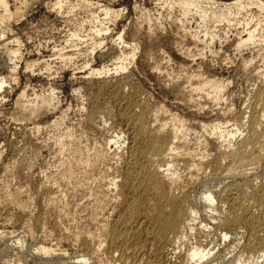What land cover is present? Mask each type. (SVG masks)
<instances>
[{
  "label": "rangeland",
  "instance_id": "obj_1",
  "mask_svg": "<svg viewBox=\"0 0 264 264\" xmlns=\"http://www.w3.org/2000/svg\"><path fill=\"white\" fill-rule=\"evenodd\" d=\"M13 1L8 0L12 11L19 5L17 1V3ZM54 1L56 0H27L29 8L26 16L10 23V28L21 42L19 59L7 60L0 52V77L8 78L7 84L0 91V264H145V262L147 264L148 255L142 251L140 253L136 248L131 250L132 256L126 258L127 262L118 255L111 257L107 250V242L105 238L103 239L105 237L103 227L112 225L121 212L124 201L122 193L114 184L121 182L120 168H123L122 160L126 155L127 142L121 139L118 149L119 145L115 146L109 141L120 137L125 129L124 122L115 119L117 109L109 104L111 102L109 92L105 91V100L106 97L108 98V102H105L107 106L105 104L100 106L102 109L93 116L95 118L92 117L91 121H93H90L89 125L83 123L88 118L85 93L99 87L106 77L117 81L116 83L125 89L123 92L126 91V94L130 92L132 98L134 97L133 100L137 101L138 108L147 114H145L146 121L149 120L150 125L153 123L152 125L159 126L168 120L173 122L174 118L191 126L194 135L184 136L180 126H177L179 124L173 123L177 126L174 127L177 137L179 136V139L173 140L178 154L167 153L162 163L168 161L167 163H171L175 168L177 173L175 190L187 194L192 199L191 204L200 215L197 213L195 221L192 220L191 223L199 225L205 231H202L200 237L192 234L193 232L187 228L188 235L185 241L191 240V243L185 242V245H194L201 241L198 237L200 239L203 237L202 240L206 239L204 235L208 232L216 233L218 214L208 212L201 200L204 193L211 191L217 200L226 192L233 191L236 184L241 183L242 188L246 187V180L264 182V146L260 147V144L264 145L263 139L251 150L247 148L250 154L247 156L248 160H255L257 164L250 169L240 166L238 164L240 159L233 155L238 150L236 146L240 145L239 142L246 134V126L243 125L242 128V124L236 125V122L238 118L246 116L247 110L253 109L257 101L256 96L260 95L261 89L264 91V79H262L264 72H259L260 69L264 70L263 56L247 48L243 50L235 47V35L240 31H237V28H231L226 32L227 27L219 26L221 29L218 27L214 30L218 36L211 43H208L209 40L205 41L202 34L199 35L198 40H192L187 34L181 33L179 13L176 9L169 13L164 5L165 0H162L163 2L161 0H87L91 2L89 7L78 0H62L66 2L62 12L53 9ZM217 1L229 3L232 0ZM96 4L113 9L117 12L116 16L105 17ZM71 5L75 8L71 9ZM66 9L70 10L69 13ZM93 15L98 16L99 22H93ZM147 15L151 18L150 25L146 19ZM99 23L107 31L98 36L96 33L94 35L93 27L99 26ZM184 23L189 24L191 28L195 27L194 20L190 18L188 23ZM75 32L77 38L72 39L71 35ZM119 36L121 41L117 40ZM97 44L100 45L94 49ZM132 49H134L132 58L122 61V55L126 57ZM68 56L71 61L67 59ZM27 60H37L38 65L36 64L33 70H27L25 69ZM249 60L252 63H246ZM122 62L125 70L114 72V68ZM13 67L14 74L9 72ZM91 69L109 70V74L108 76L89 75ZM193 71L214 82H223L225 87L223 99L211 102L204 98L203 94L196 96L192 86L185 85L184 80L189 75L195 74ZM174 75L179 76V79L175 80ZM50 89L54 101L48 112L37 114L31 121L16 119L14 111L17 109L16 99L19 95L25 92L26 100H33L35 95L41 98L47 97ZM188 97H192L191 102L187 101ZM57 118H62L63 126L69 129L70 135L69 138L62 139L63 143L60 147L59 144L56 145L61 139L60 132L49 128V124ZM217 123L220 124L221 129L235 132L234 138H230L234 146L225 148V143H220L223 146L218 144L221 150L225 149L227 155L225 157L227 161H222L219 169L212 166L216 152L213 151L215 147L213 148L214 144L208 134L210 132L200 127V125L214 127ZM236 129L244 133L241 138L239 133H236ZM95 148L109 153L108 159L104 161L96 159L93 154L94 150L97 151ZM115 151L118 154H115ZM179 152H182L181 156ZM260 152H263L262 155ZM114 155V158L111 157ZM170 155L173 160L169 158ZM87 160L89 164L86 163ZM164 168L161 170L167 169ZM231 168L233 169L230 171ZM69 172L72 174L70 175ZM17 186L21 192L15 193L17 190L14 189ZM8 196L15 199L11 198V200ZM93 198L101 203H97ZM99 204L102 207H99ZM27 225L32 229L35 228L29 232ZM213 226H216V229ZM100 231L102 233H99ZM82 232L91 234L93 232L95 235L92 238V245L97 252L90 254L86 263H78L76 259L81 255L78 243L75 242L76 234ZM19 241L24 247L18 245ZM39 246L50 248L53 254L38 256L35 249ZM187 246L177 249L175 256L184 253ZM216 250L222 251V246L215 245L213 252L215 253Z\"/></svg>",
  "mask_w": 264,
  "mask_h": 264
},
{
  "label": "bare ground",
  "instance_id": "obj_2",
  "mask_svg": "<svg viewBox=\"0 0 264 264\" xmlns=\"http://www.w3.org/2000/svg\"><path fill=\"white\" fill-rule=\"evenodd\" d=\"M14 1L15 2L17 1L19 3V5L16 4L17 6L12 11L9 8L8 0H0V52L3 53V55L6 57L7 60L19 59L20 51H21V49H20L21 42L18 39L15 32L10 28V23L12 21H18V20L22 19L23 17H25L26 14L28 13V8H29L28 4H27L28 3L27 0H14ZM78 1H80L81 4H83L87 7H89V5H91V2L87 1V0H78ZM54 2H55V4L53 3V5H54L53 9H57L56 10L57 12L58 11L62 12L61 11L62 8L66 7V4H65L66 2L64 3L62 0H56ZM80 2H77V3H80ZM81 4H80V7H81ZM53 5H52V7H53ZM96 5H98V7L100 9L99 11H102L104 13V16L107 18L111 17V16H116V14H117L116 11H114L113 9H111L109 7H106V6L103 7L99 4H96ZM164 5L168 9L169 13H172L175 9L178 11L179 17H180L179 18V24H181L180 31H181V33L187 34L190 38H192V40L193 39L198 40L199 35L202 34L204 40L205 41L209 40L208 43H211L213 41V39L216 36H218L216 34V32H214V30H216V28H218L219 26L223 25V27H227L226 32L231 28H237L236 30L237 31L240 30V31H238V33L235 35V47L237 49H243L244 50L245 48H247V49H250L251 51H256V52L260 53L261 56H263L262 59L264 61V0H232L229 3L218 2L217 0H165ZM73 7H74V5H73ZM73 7L71 5V9ZM66 10H64V11H66ZM69 11L67 13H69ZM144 14H145V10H144ZM189 18L191 20H194L195 27L191 28L188 26L189 24L187 25L184 23V22L188 23ZM146 19L148 20L149 25H150L151 24L150 23V21H151L150 16L147 15ZM92 20H93V22H99L97 15H93ZM176 21H178V20H176ZM99 24H100L99 26L93 27L94 28V32H93L94 35L97 34L99 36V34L101 35V33H103V32L105 33L107 31V29L101 23H99ZM219 28L221 29V27H219ZM92 31H93V29H92ZM71 36H72L71 37L72 39L77 38L76 32L72 33ZM224 37H226V35H224ZM117 40L121 41V37L119 36L117 38ZM205 41H204V43H205ZM99 45L100 44L95 45L94 49H95V47H98ZM133 55H134V49H132L131 53L129 55H127L126 57L124 55H122L123 56L122 61H125L127 59L132 58ZM251 56H252V54H251ZM64 57H65V55H64ZM69 57L70 56H68L67 59L71 61V59ZM63 59L64 58H62V60ZM251 60L246 61V63H248V62L252 63ZM36 64L38 65L37 60H27V61H25V69L33 70V68L36 66ZM263 67H264V65H263ZM123 70H125V65L123 62L118 67L114 68V72H116V73H118L119 71H123ZM14 71H15V68L13 67L10 69L9 72L14 74ZM193 72L195 73V71H193ZM259 72H264V70L260 69ZM259 72L256 71V73H259ZM12 74H11V76H12ZM107 74H109V70H104V69H100V70L91 69L89 72V75H95V76H103V75L105 76ZM178 77H176L174 75L175 80H178L179 79ZM168 78H170V77H168ZM7 79L4 76L0 77V91L7 84ZM122 79H123V77H122ZM262 79H264V75H262ZM113 80L114 79H107V77H106V80L103 79L102 80L103 83H101L99 85V87L92 88L91 90H88L87 93H85L87 96L86 97V99H87L86 103H87V108H88L87 109L88 110V114H87L88 116L87 115H85V116H87L88 118L86 117L87 118V119H85L86 122H83L86 124L88 123L87 125H89V123H91L93 121V120L91 121L92 117L97 115L98 111L100 109H102L101 105H103V104L106 105L105 102L108 99L106 97V100H105V95H106L105 91H106V92H109V95L111 96L110 97L111 102L109 104H111L113 106V108L117 109V111L115 110L116 111V118L115 119L118 118L120 120V122L122 121L125 124V129L123 130L122 134H120L121 136L120 137L118 136L117 139L113 138L112 140H109V141H111V143H113V145H115V146L119 145L118 149L120 148V145H121V144H119L121 142L120 140L121 139H123L124 141L127 140L126 145H125L126 146V152H125L126 155H125L124 159L122 160V162H123L122 167L123 168H120L122 170L119 169L121 171V175H120L121 179L119 177L121 182L119 184H114L116 187L119 188V190L123 196L119 192H116V193H119L122 197H124V198H122V199H124L123 205L121 206L122 207L121 212L118 214L117 218L113 221L112 225L110 227H105V226L103 227V234L105 237H103V236L102 237H103V239L105 238V240L107 242V243L106 242L105 243L108 245L107 250H108V253L111 255V257H113L114 255H118L122 258H125V261H126V258L128 259V257L131 255V250L136 248V250L138 249L140 251V253L142 251L148 255L149 260H148L147 264H186L185 262H187L188 264H189V262H191L192 264H264V182H262V183L258 182L257 183V182H254V180L253 181L252 180H246V187L242 188L241 183L236 184L237 186L233 185V186H236L233 188V191H231L229 193L226 192L224 194V196H222L221 198H219L217 200L211 191H206L201 200H203L204 206L206 207L208 212H210L212 214L215 213V215L218 214L217 219L219 221H218V224H216L217 227L213 226L214 229L217 228L216 233L208 232V234L206 233V235H204L205 236L204 238H206V239H204L205 241L202 240L203 237H202V239H200L201 233H203L202 231H204V229L201 228L199 225H197V226H199V227H197L196 224L193 225L191 223L192 220L195 221V219H196L195 217H196L197 213L199 214V212H197L196 211L197 209H195L192 206L191 201H190L192 199H190V197L187 194H185L183 192L178 193L175 190L174 186H175V183L177 180V173H176V170L173 167V165L171 163H167L168 161H165L166 162L165 164H163L164 162L162 163V161L165 160L164 157L166 155H168L169 152H175L174 153L175 155L178 154L177 153L178 150H176V147H175L176 144L174 145L175 142L173 143V140H175L176 138L179 137V136L177 137V131H176V128L174 127L176 125L173 124L174 122H177L179 124L177 126H180L181 133H183L182 135H184V136H190L192 134L194 135L195 132L193 131L191 126L187 125L186 122L185 123L182 122V120H180L179 118H178L179 120H176L173 118V122H171L169 120L165 121V122L161 121L162 122L161 124L158 123L159 126H154L155 124L152 125L153 123L150 125V123L148 122L149 120L146 121V118H147L146 115L147 114L138 108V106L136 105L137 101L133 100L134 97L132 98V96L129 94L130 92H127L128 94L125 93L126 91L123 92L125 89L120 84H117L116 83L117 81H113ZM172 80H174V79H172ZM184 80H185V85H187L189 87L192 86L193 92H195L194 94H196V96L203 94L204 98H206L207 100H209L211 102H217V101L223 99V97H222L223 96L222 95L223 94V88H225L223 82H214L212 80H209L207 77L205 78V77H203V75H200V74L197 75L196 73L189 75ZM118 81H120V80H118ZM121 84H123V82ZM125 87H127V86H125ZM184 87H186V86H184ZM261 90H260V92H261L260 95L256 96L257 97L256 103L253 102L255 104V106H253V109L250 111L247 110L248 113L245 111L246 116L243 115V117L238 118V120L236 122V125H237V123L242 124V128H243V125L246 126V129H245L246 134H245V136H243L244 133H240V130L238 131V129H236V133H239V135H240L239 137L240 138L242 136L243 137L241 139V142H239L240 145L236 146L237 147L236 149H238V150L236 151V149H235L236 153L235 154L233 153V155H236L238 157V159H240V162H239V160H237V162H239L238 164L240 166H242L243 168L248 167V169H250V167H253L257 164H256L255 160H250V159L248 160L247 156H249L250 154L248 153L247 148H250V150H251V148L253 146H255L256 144H259L262 139L264 140V91H261ZM17 98H18V99H16L17 100L16 101L17 109H16V111H14L15 117H17L16 119H18V118H21V120L28 119L30 121L32 119H34V117H36L37 114L39 115V113L48 112L49 108L53 105V101H54L52 89H50L49 95L47 97L42 96V98H41V96L35 95V97H33V100L30 99L31 100L30 101L29 99L26 100L25 92H23ZM191 98L192 97H190V98L188 97L187 101L191 102L192 101ZM107 108H106V110H107ZM249 108H250V106H249ZM203 111H205V110H203ZM101 112H102V110H101ZM150 117H152V116H150ZM93 118H95V117H93ZM165 119H167V118H165ZM151 120H153V119H151ZM62 121H63L62 118H60V119L57 118L56 120H54L53 122H51L49 124V128H51V129L53 128V129L60 132L61 139L56 144V145L59 144V147L63 143L62 139L70 136L69 135V129L64 128ZM87 127H89V126H87ZM200 127L204 131L210 132L208 134L211 137V142L214 144L213 148L215 147V150L213 149V151L216 152L215 158H214V163H213L215 166L214 165H212V166L219 169L218 167H220V165H221L220 163H222V161H224L226 159L225 157L227 156L225 151H224L225 149L221 150V147H219V145H220V143L223 142V143H225L224 145H226L225 148H229L230 146H234L231 144L230 138H232V139L234 138L235 132L232 133V131H227V130L221 129V126L218 123L214 127H208V125L207 126L200 125ZM115 136H116V134H115ZM184 136H182V137H184ZM124 137H126V139ZM110 139H111V137H110ZM124 141H122V142L124 143ZM11 144H12V142H11ZM27 144L29 145V143H27ZM261 145L264 146L263 144H260V147H261ZM220 146H223V145H220ZM101 148H104V147H101ZM181 148H183V147H181ZM95 149H97V148H95ZM116 149H117V147H116ZM233 149H234V147H233ZM257 149H258V147H257ZM60 150H62V148ZM226 150H228V149H226ZM79 152H81V151H79ZM181 153L179 152V156H181L180 155ZM229 153H230V151H229ZM251 153H252V151H251ZM262 153L260 152V155H262ZM93 154H94L96 159H99V160L103 159V161L105 159H108V157H109L108 156L109 153L107 154L105 151H103V150L100 151L98 149H97V151L94 150ZM115 154H118V153L116 152ZM172 155H173V153H172ZM188 155H190V153ZM117 156H119V155H117ZM111 157L114 158L115 155L111 156ZM169 158H171V155ZM251 158H253V157H251ZM233 159H232V162H233ZM84 160H86V159H84ZM225 161H227V160H225ZM200 162H201V160H200ZM86 163H88V160ZM235 163H236V161H235ZM164 166H166L167 169L164 168ZM234 167H237V166H234ZM242 167H240V168H242ZM161 168L162 169L164 168L166 170L162 171ZM115 169H116V167H115ZM232 169L233 168H231L230 171ZM227 170H229V169H227ZM239 170H241V169H239ZM28 171L29 170L27 169V172ZM252 171H254V170H252ZM71 174L72 173H70V175ZM110 175H111V173H110ZM231 175H232V173H231ZM239 175H241V174H239ZM68 177H69V175H68ZM71 177H73V176H71ZM103 179H104V177H103ZM113 179H111V180H113ZM256 179H255V181H256ZM88 181L89 180H87V182ZM17 184L19 185L20 183H17ZM17 187L14 189V190H17L15 193L20 191L19 187H18V189H17ZM7 194H9V193H7ZM13 197H15V196L13 195ZM13 197L10 196L9 198L11 199ZM13 199H15V198H13ZM93 199H95V198H93ZM103 199L104 198H102V200ZM96 200L97 199H95V201ZM96 202L101 203L100 201H96ZM17 203L18 202L16 201V204ZM102 203H104V200ZM99 207H102V206L99 204ZM107 208H108V206H107ZM204 212H205V209H204ZM75 214H77V213H75ZM18 217H20V216H18ZM28 221H27V223H28ZM204 226H206V225H204ZM27 228H28L27 230H29V232H31L32 227L27 225ZM187 228L190 232H193L192 234H194V235L196 234L197 236L200 235V237H198V238L201 241L195 243L194 241H196L197 238H196V240H194L195 239L194 238L193 239L194 240L193 242L195 243L194 245H191V244H189L188 246L185 245L186 244L185 242H187L185 240H187V235H188ZM33 229H32V231H33ZM100 230H102V229H100ZM35 231H37V230H35ZM212 232H215V231H212ZM99 233H102V231H100ZM25 234H26V232H25ZM92 234H93V232H92ZM92 234L89 232H82V233L76 234L75 242L78 243L79 248L78 247L77 248L80 249V253H81V255L76 257L78 263H83V262L86 263V261L89 260L88 259L89 255L93 254V253L95 254L97 252V251H95L96 250L95 247L92 245V238H93V236H95L94 234L93 235ZM189 234H191V233H189ZM189 237H190V235H189ZM190 238H192V237H190ZM190 241H188L187 243H189ZM203 242H205V244ZM18 245L21 248L24 247V244L21 241L18 242ZM211 245H213V247H210ZM215 245H219V246L221 245L222 251L216 250V252L214 253L213 249H215ZM181 246H187L186 247L187 249L184 252V247H183L182 250L184 253H180L178 256H175L177 254V252H176L177 249H180ZM10 247H11V245H10ZM97 250H98V247H97ZM31 251H33V250H31ZM51 252H53V250H50V248L48 249L47 247H44V246H39L35 249V253L38 254V256H39V254H40V256L41 255H43V256L47 255L48 256L50 254H53ZM33 253H34V251H33ZM107 256H108V254H107ZM145 264H146V262H145Z\"/></svg>",
  "mask_w": 264,
  "mask_h": 264
}]
</instances>
